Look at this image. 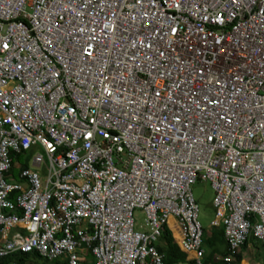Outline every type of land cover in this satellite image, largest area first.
Masks as SVG:
<instances>
[{
  "label": "built area",
  "instance_id": "built-area-1",
  "mask_svg": "<svg viewBox=\"0 0 264 264\" xmlns=\"http://www.w3.org/2000/svg\"><path fill=\"white\" fill-rule=\"evenodd\" d=\"M197 181L236 264L264 243V0H0V260L163 264L175 218L202 264Z\"/></svg>",
  "mask_w": 264,
  "mask_h": 264
},
{
  "label": "trees",
  "instance_id": "trees-1",
  "mask_svg": "<svg viewBox=\"0 0 264 264\" xmlns=\"http://www.w3.org/2000/svg\"><path fill=\"white\" fill-rule=\"evenodd\" d=\"M30 156L29 154L26 161H23L25 156L19 155L13 162L12 172L7 177V180H13L18 182V176L24 170H30ZM19 166V167H18ZM208 231L204 229L203 244L202 247L205 250V257L202 259V264H226L225 261H217V258L223 260L229 255V246L226 240L225 230L222 227L214 228L209 234ZM250 244L258 248V253L256 254L255 261L257 263H262L264 259V243L260 242L256 237H252L244 246L243 254L239 257V264L244 261V255L249 250ZM156 248L159 254L163 256V264H192V262L187 261V256L182 253L180 248L174 242L171 231L168 226L165 227L164 233L156 244ZM9 259L0 260V264H8Z\"/></svg>",
  "mask_w": 264,
  "mask_h": 264
},
{
  "label": "rangeland",
  "instance_id": "rangeland-1",
  "mask_svg": "<svg viewBox=\"0 0 264 264\" xmlns=\"http://www.w3.org/2000/svg\"><path fill=\"white\" fill-rule=\"evenodd\" d=\"M25 161V159L23 160ZM19 167V166H18ZM42 176L45 175L44 170H38ZM194 195L199 207V221L201 226L209 232H211L214 227L212 226L213 221L215 220V209L213 207V200H214V191L209 183H205L203 181H197L194 188ZM145 216L143 212L137 211L135 213V220H136V230H141L140 227L144 225ZM257 254V248L255 247L253 251H247L244 255L245 260L242 264H257L255 262V258Z\"/></svg>",
  "mask_w": 264,
  "mask_h": 264
},
{
  "label": "crops",
  "instance_id": "crops-1",
  "mask_svg": "<svg viewBox=\"0 0 264 264\" xmlns=\"http://www.w3.org/2000/svg\"><path fill=\"white\" fill-rule=\"evenodd\" d=\"M168 226V228H169V230L171 231V233H172V236H173V239H174V242L176 243V245L180 248V250L182 251V248H181V235H180V230H179V227H178V225H177V220L175 219V218H171L170 219V221H169V224L167 225ZM252 238V237H251ZM250 238V239H251ZM254 248H255V246L254 245H252V244H250V246H249V250L248 251H253L254 250ZM257 248V247H256ZM182 253H183V251H182ZM257 253H258V248H257ZM183 254H185V253H183ZM186 255V254H185ZM229 255H230V253H229ZM229 255L226 257V258H228L229 257ZM187 256V261L188 262H192V264H193V258H194V256H192V255H186ZM226 258H223V259H226ZM220 259V258H219ZM244 260H245V258H244ZM256 262V261H255ZM243 263V262H242ZM241 263V264H242ZM257 263V262H256ZM39 264H46V263H44L43 261H41V260H39ZM237 264H239V261H238V263ZM248 264H252V263H248ZM257 264H260V263H257ZM261 264H264V259H262V263Z\"/></svg>",
  "mask_w": 264,
  "mask_h": 264
},
{
  "label": "clouds",
  "instance_id": "clouds-1",
  "mask_svg": "<svg viewBox=\"0 0 264 264\" xmlns=\"http://www.w3.org/2000/svg\"><path fill=\"white\" fill-rule=\"evenodd\" d=\"M242 254H243V253H242ZM242 254H241V255H242ZM238 261H239V259H238ZM238 261H237V263H238ZM237 263H236V264H237Z\"/></svg>",
  "mask_w": 264,
  "mask_h": 264
}]
</instances>
